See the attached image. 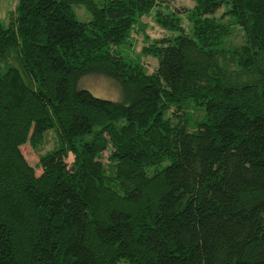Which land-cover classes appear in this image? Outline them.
<instances>
[{
    "label": "trees",
    "instance_id": "1",
    "mask_svg": "<svg viewBox=\"0 0 264 264\" xmlns=\"http://www.w3.org/2000/svg\"><path fill=\"white\" fill-rule=\"evenodd\" d=\"M195 2L189 30L170 0H18L0 21V264H264V0ZM153 11L180 33L144 47L148 73L124 48ZM51 130L34 167L22 147Z\"/></svg>",
    "mask_w": 264,
    "mask_h": 264
},
{
    "label": "rangeland",
    "instance_id": "2",
    "mask_svg": "<svg viewBox=\"0 0 264 264\" xmlns=\"http://www.w3.org/2000/svg\"><path fill=\"white\" fill-rule=\"evenodd\" d=\"M18 0H0V21L3 23L9 24L13 18V12L15 11ZM196 5L195 0H170L169 6L170 10L173 13H178L183 18L182 27L186 30L190 29V22L188 20L187 12L188 10L194 8ZM74 11L79 20L88 22L91 20V14L86 11L84 6H74ZM223 13V9L217 13V16H220ZM142 25L144 26L138 33H135L133 36L132 48H124L126 55L138 59L146 67L148 73H153L156 71L159 62L156 58L152 56L145 55L142 50L145 46H148L154 42L156 39H162L167 36L175 37L180 31L178 30H169L166 27H163L155 17V11H153L149 16H145L141 20ZM2 64V73L6 72L9 68L7 64ZM16 68L20 69L23 72L26 81L30 84L27 79L26 73L23 71L22 65L18 59L17 63L14 64ZM8 67V68H7ZM81 86L89 90L96 97L120 101L121 91L119 87L110 79L99 76H90L82 80ZM196 114V118H197ZM61 147L59 138L55 130H51L45 134L44 142L38 147H32L30 144H26L22 147V152L27 159V161L34 167H36L41 157L57 150ZM73 155H69L67 158V163L71 165L73 163ZM103 162L106 165V168L109 169L110 162L108 160V153H105ZM155 171L154 168L150 169L149 173L153 174ZM42 170L38 169L37 174L41 175Z\"/></svg>",
    "mask_w": 264,
    "mask_h": 264
}]
</instances>
